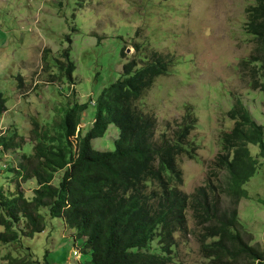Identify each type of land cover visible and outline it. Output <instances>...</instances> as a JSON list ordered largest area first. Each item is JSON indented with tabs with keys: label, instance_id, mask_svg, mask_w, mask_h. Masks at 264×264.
Returning a JSON list of instances; mask_svg holds the SVG:
<instances>
[{
	"label": "rangeland",
	"instance_id": "obj_1",
	"mask_svg": "<svg viewBox=\"0 0 264 264\" xmlns=\"http://www.w3.org/2000/svg\"><path fill=\"white\" fill-rule=\"evenodd\" d=\"M251 2L0 0V94L6 100L0 133L16 132L24 143L19 151L0 154V189L9 195L21 191L27 199L33 197L36 180L21 182L13 172L4 170L17 168L24 153L34 152L35 123L40 130L48 126L54 134L68 107L88 104L81 124L83 133L88 132L96 116L93 101L121 78L125 63L138 59L139 46L142 59L158 51L171 62L169 73L158 77L136 102L138 111L156 119L155 140L160 142L164 133L171 137L187 108L196 119L188 136L196 147L195 159L184 155L178 159L183 179L180 189L191 194L212 170L220 152L221 132L232 127L226 112L235 96L257 123L264 124V93L249 86L238 66L254 47L243 29L244 9ZM64 51H70L75 65L71 80L56 64L58 60L67 63L62 58ZM19 77L23 78L22 88ZM119 135L118 128L110 125L103 137L93 141V147L114 151ZM248 148L257 165L243 186L246 197L239 201L238 219L250 234L251 244L264 250V157L258 145ZM62 176L63 172L58 173L53 184L58 185ZM191 215L188 210L187 232L176 233L171 264H207L197 238L201 229ZM25 225L21 222L20 229L28 232ZM45 227L34 238L23 237L19 244L2 246L0 264L8 262V254L22 259L28 250L40 264H48L46 252L50 264L91 260L90 253L83 251L85 238H79L61 219L47 217ZM145 251L159 253V240Z\"/></svg>",
	"mask_w": 264,
	"mask_h": 264
},
{
	"label": "trees",
	"instance_id": "obj_2",
	"mask_svg": "<svg viewBox=\"0 0 264 264\" xmlns=\"http://www.w3.org/2000/svg\"><path fill=\"white\" fill-rule=\"evenodd\" d=\"M251 1L244 9L243 29L254 47L238 66L249 86L264 93V0ZM136 51L138 59L125 63L121 78L93 101L96 116L88 132L81 128L88 104L68 107L54 134L35 123L34 152L24 153L17 168L4 171L13 172L21 182L36 180L37 188L31 199L21 191L9 195L0 189V248L43 233L46 218L52 217L85 238L83 251L91 255L85 264H171L176 233L187 232L190 210L201 229L197 238L207 264H264V250L251 244L238 219L239 201L246 197L243 186L257 165L248 145H258L264 157V124L257 123L235 96L226 112L233 124L219 136L220 152L212 170L202 185L184 193L178 159L182 155L195 159L196 147L188 136L196 119L187 108L174 134L155 140L156 119L138 111L136 102L158 77L169 73L171 62L158 51L144 59L141 47ZM62 58L67 63L56 64L71 80L75 65L70 51ZM18 79L22 88L23 78ZM5 104L0 94V114ZM110 125L120 131L115 150H96L93 141ZM19 138L16 132L0 133V154L19 151L24 144ZM60 172V183L54 185ZM23 221L28 232L20 229ZM156 239L160 252L145 251ZM28 252L22 259L8 254L5 264H40ZM44 258L50 264L48 252Z\"/></svg>",
	"mask_w": 264,
	"mask_h": 264
},
{
	"label": "built area",
	"instance_id": "obj_3",
	"mask_svg": "<svg viewBox=\"0 0 264 264\" xmlns=\"http://www.w3.org/2000/svg\"><path fill=\"white\" fill-rule=\"evenodd\" d=\"M74 256H77L78 255V251H74ZM79 257H80V255H79Z\"/></svg>",
	"mask_w": 264,
	"mask_h": 264
}]
</instances>
